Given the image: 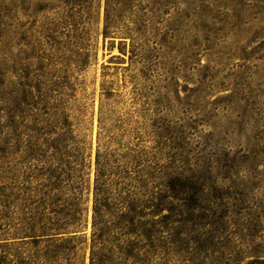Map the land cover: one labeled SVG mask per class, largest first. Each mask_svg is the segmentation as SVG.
<instances>
[{
	"label": "trees",
	"instance_id": "1",
	"mask_svg": "<svg viewBox=\"0 0 264 264\" xmlns=\"http://www.w3.org/2000/svg\"><path fill=\"white\" fill-rule=\"evenodd\" d=\"M66 1L61 24L81 36L78 21L94 0ZM225 1L218 33L264 42V0ZM153 4L105 0L103 37L135 36L131 56L152 59L156 49L143 36L152 30ZM2 11L0 5V45L10 40ZM46 74L20 77L0 64V139L18 143L12 168L22 177L0 186V264H87V250L88 264H264V205L249 203L246 186L219 184L211 167L174 166L139 146L113 149L104 106L88 242L89 155Z\"/></svg>",
	"mask_w": 264,
	"mask_h": 264
},
{
	"label": "rangeland",
	"instance_id": "2",
	"mask_svg": "<svg viewBox=\"0 0 264 264\" xmlns=\"http://www.w3.org/2000/svg\"><path fill=\"white\" fill-rule=\"evenodd\" d=\"M169 1L149 8L155 19L143 40L156 50L145 61L130 54L135 36L103 37L105 0H94L79 19L80 37L61 24L70 11L66 0H0L10 24L0 64L17 76L47 73L86 143L88 242L101 106L113 149L139 146L174 166L211 167L219 184L246 186L249 203L264 205V42L218 33L225 0ZM17 145L0 139V186L22 178L12 168Z\"/></svg>",
	"mask_w": 264,
	"mask_h": 264
}]
</instances>
